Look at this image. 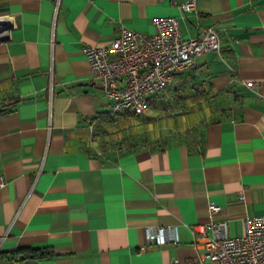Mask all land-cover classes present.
I'll list each match as a JSON object with an SVG mask.
<instances>
[{
	"label": "crops",
	"instance_id": "obj_1",
	"mask_svg": "<svg viewBox=\"0 0 264 264\" xmlns=\"http://www.w3.org/2000/svg\"><path fill=\"white\" fill-rule=\"evenodd\" d=\"M185 1L0 0V264H184L201 250L193 224L235 236L264 215V0ZM170 16L185 38L210 26L220 40L163 95L190 118L159 117L157 94L145 114L107 118L83 47ZM149 226L177 241L147 243Z\"/></svg>",
	"mask_w": 264,
	"mask_h": 264
},
{
	"label": "built area",
	"instance_id": "obj_2",
	"mask_svg": "<svg viewBox=\"0 0 264 264\" xmlns=\"http://www.w3.org/2000/svg\"><path fill=\"white\" fill-rule=\"evenodd\" d=\"M194 4L195 0H187L180 8L188 10ZM153 25L152 34L121 27L106 45L83 47L92 82L111 100L107 118L123 112L145 114L150 108V97L165 89L175 72L194 67L196 58L206 51L220 50L219 36L213 27H204L197 36L185 38L176 17L155 18ZM11 26L10 18H0V40ZM256 85L257 82L248 83L251 88ZM95 120L98 118L89 123L90 129ZM4 184L0 176V187ZM219 210L213 203L208 206L211 214ZM243 225L240 235L228 236L224 221L193 224L194 245L201 250L184 264H264V215L247 216ZM145 240L162 244L177 241V236H168L165 227L149 226ZM171 264L180 262L174 259Z\"/></svg>",
	"mask_w": 264,
	"mask_h": 264
},
{
	"label": "rangeland",
	"instance_id": "obj_3",
	"mask_svg": "<svg viewBox=\"0 0 264 264\" xmlns=\"http://www.w3.org/2000/svg\"><path fill=\"white\" fill-rule=\"evenodd\" d=\"M171 89H173V87L169 84L163 91H161L160 93H158L157 95H156V97L158 96L159 97V95H164L165 94V92H168V91H170ZM171 94V93H170ZM170 94L168 95H166V96H163V98H161L162 99V102H163V105L161 106H159V104H158V108L160 107V109L161 108H163V109H161L160 111H159V113H160V115H159V117H163L166 113H167V120L170 122H173V121H178V122H180V123H182V124H184L185 122H186V120H188L189 118H190V114H189V112H192L193 111V108H191L188 104H185V105H178V104H173L172 102H173V98L170 96ZM172 101V102H171ZM171 108H177V109H182V108H184L185 110L186 109H188V111L187 112H185V113H182V114H180V115H170L169 113H170V111H171ZM162 114H164V115H162ZM138 116V115H137ZM136 119H137V117L136 116H130L128 119H127V121L129 122V124L131 123V122H134V121H136ZM149 127H151V126H149ZM142 128L143 127H141V131H142Z\"/></svg>",
	"mask_w": 264,
	"mask_h": 264
},
{
	"label": "trees",
	"instance_id": "obj_4",
	"mask_svg": "<svg viewBox=\"0 0 264 264\" xmlns=\"http://www.w3.org/2000/svg\"><path fill=\"white\" fill-rule=\"evenodd\" d=\"M19 252H30L36 258H43V257H47V256L50 255V251L45 250V249H28L26 251L22 250V249H18L15 252L11 253V255L14 254V253H19ZM2 256L6 257V255H4V254L1 255V257Z\"/></svg>",
	"mask_w": 264,
	"mask_h": 264
}]
</instances>
